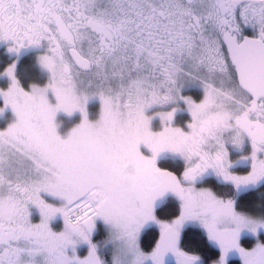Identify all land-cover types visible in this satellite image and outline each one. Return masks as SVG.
Wrapping results in <instances>:
<instances>
[{
  "label": "snow or ice",
  "instance_id": "obj_1",
  "mask_svg": "<svg viewBox=\"0 0 264 264\" xmlns=\"http://www.w3.org/2000/svg\"><path fill=\"white\" fill-rule=\"evenodd\" d=\"M0 40L14 52L46 42L40 60L51 73L46 87L28 91L14 64L5 70L0 113L10 106L17 119L0 130V264H104L92 241L97 220L130 264H204L182 244L188 229L219 250L212 264H264V218L198 187L209 175L238 192L264 180V0H0ZM188 83L202 87L198 102L182 95ZM93 97L102 104L94 121ZM181 101L185 126L175 122ZM61 110L83 114L67 138L55 123ZM164 153L182 157L183 169L159 166ZM169 194L179 211L163 219L157 207ZM153 230L158 239L145 251L142 236ZM245 233L257 237L251 248L241 244ZM81 243L84 258L75 254Z\"/></svg>",
  "mask_w": 264,
  "mask_h": 264
},
{
  "label": "rangeland",
  "instance_id": "obj_2",
  "mask_svg": "<svg viewBox=\"0 0 264 264\" xmlns=\"http://www.w3.org/2000/svg\"><path fill=\"white\" fill-rule=\"evenodd\" d=\"M11 43H12L11 41L0 40V47H3L5 52L8 53L11 57H13V60L11 61V63L7 65V67H5L0 72V89H7L11 85V79L7 76L6 71H5L10 65H13V64L15 65V76L17 80L19 81L17 77V70H16L19 59L21 58L22 55H24L27 52H30L31 50H34L36 47L40 50L46 49L45 50L46 52L40 51L36 53L37 65L46 74V77H47L46 82L39 86L41 87L46 86L48 82L50 81L51 73L42 65L41 60H40L41 56L46 54L48 51L46 42H42L41 45H38V46H34V45L27 46L25 48H22L19 52L10 51ZM31 88L32 86L27 90L31 91ZM181 93L182 95H185V96H192L193 99H195L197 102L203 97V89L198 83L185 84V86L181 90ZM198 95L199 97H196ZM0 99L2 100V104L0 105V107H4L3 98L0 97ZM49 100H50V103H53V104L56 103L55 97L52 94L51 90H49ZM172 106H176V105H172ZM86 107H87V111L89 114V119L93 121L97 120L99 118V115L102 109V104L99 98L98 97L90 98ZM158 110L159 109L156 106H153L151 109L147 110V112L149 115H152L154 112ZM182 114H187L184 120H181ZM16 119L17 117L14 111L11 109V107L9 106L5 108L4 111L0 113V130L6 129L11 123H14ZM82 119H83V114L79 110L71 114L66 113L63 110L59 111L55 118V123L57 125L58 134L62 138H67V136L71 133L72 129L78 126L82 122ZM190 119H191L190 113L187 111V107L184 104V102L181 101L178 105V111L176 113L175 122L179 126H185L186 122L189 121ZM152 127H153V130L160 129L161 121L158 116H153ZM141 151L144 152L145 155H151L149 150H147L143 145L141 146ZM239 158L240 157H232L234 161L239 160ZM162 159L163 160L170 159L173 161H179V159L183 160V158L180 157L179 155H173L171 153L162 154L159 157L157 162L159 163L160 160ZM234 171L241 172V173L246 172V170L243 169V167H236ZM210 177H214L217 181H220L214 175H209L205 177V179L210 178ZM201 183L198 184V187H210L209 185L201 184ZM244 191L246 190L239 191V192L236 190V196H234L233 198L236 199L237 196ZM37 214L39 213L34 212L32 214V218L36 219ZM249 214L264 218L262 214H258V213H249ZM96 226H97V231L94 230L92 234V241L97 245L99 254L101 255V258L103 259L104 264H130V261L132 259L131 256L127 254L122 243L116 239L115 234L113 230L111 229V227L105 224L103 220H97ZM95 235H97V239L96 238L94 239ZM244 239L247 241V244H245ZM259 240L260 242L264 243V230L260 231ZM256 243H257V237L255 235H252L251 233H245L241 239V244L246 248H251ZM80 246L82 247L81 248L82 252H79ZM88 252H89L88 244L81 243L77 245L75 254L78 255L80 258H84L87 256ZM72 254L73 253L70 248L69 255H72ZM22 259L28 260L30 258L25 256ZM231 259L239 260V258H235V257ZM37 261H38V264H42V257H37ZM240 264H241V261H240Z\"/></svg>",
  "mask_w": 264,
  "mask_h": 264
},
{
  "label": "trees",
  "instance_id": "obj_3",
  "mask_svg": "<svg viewBox=\"0 0 264 264\" xmlns=\"http://www.w3.org/2000/svg\"><path fill=\"white\" fill-rule=\"evenodd\" d=\"M43 50H31L30 52L25 53L19 59L17 64V77L21 86L24 89H29L33 85H42L46 82V74L40 69L36 62V53L44 52ZM46 52V51H45ZM13 60L8 53L5 52L3 47H0V72L7 67ZM196 97H199L196 96ZM2 100L0 99V105ZM187 114H182L181 120H184ZM161 166H166L170 169H173L177 172L181 171L182 162L173 161V160H162L160 162ZM245 169V167L243 168ZM201 184L209 185L217 194L225 197H234L236 196V190L233 185L229 183H222L217 181L214 177L205 179ZM237 207L239 210L248 212V213H258L264 216V209L261 206H264V195H255L253 191H244L240 193L237 198ZM179 200L172 196L168 199L167 203L160 209L158 216L163 219L171 218L175 216L179 211ZM199 236L200 239L197 237ZM97 239L95 236L94 239ZM155 239H157L156 231L153 230L149 234L142 236L141 247L145 251H150L154 246ZM202 232L199 229L193 230L188 229L185 231L182 244L185 248L195 251L200 254L206 261L211 262L218 258L219 250L209 247L204 241ZM245 244L247 241L244 239ZM229 264H240V260L232 259L229 261Z\"/></svg>",
  "mask_w": 264,
  "mask_h": 264
},
{
  "label": "flooded vegetation",
  "instance_id": "obj_4",
  "mask_svg": "<svg viewBox=\"0 0 264 264\" xmlns=\"http://www.w3.org/2000/svg\"><path fill=\"white\" fill-rule=\"evenodd\" d=\"M244 34H245V35H249V36L254 35V34H255V30H254L251 26H245V27H244ZM34 46H35V45H34ZM35 50H38V48L36 47ZM248 150H250V149H249V146H247V145L245 146V150H244V151H241V150H239V149L233 150V151H232V157H241L242 155H246ZM162 160H163V159H162ZM162 160H160V162H161ZM179 161L182 162V168L180 169V170H182L183 167H184V161L181 160V159H179ZM160 162L158 163L159 166H161V165H160ZM161 167L168 168V167H166V166H161ZM243 168H244V167H243ZM245 170H246V172H247V171L249 170L248 167H245ZM249 190L255 192V195H256V196H257V195H258V196H259V195H264V180L259 181V182H258L256 185H254V186H250V187L247 189V191H249ZM172 196H174V195H170L168 198H166L165 201L161 204V206L157 209V215H158L160 209H161V208L167 203L168 199L171 198ZM261 208L264 209V206H261ZM31 211H32V214H33L34 212L39 213L38 209H36L35 206H32V207H31ZM39 219H40V215H39V214H37V218H36V219H35V218H32L33 222H39ZM52 227H53L54 230H56V231H61V230H63V221H62V218H61V217H57V219L54 220V221L52 222ZM95 231H97V226H96V228H95ZM155 231H156V230H155ZM156 234H157V239H158V232H157V231H156ZM95 236L97 237V235H95ZM81 248H82V247L80 246V247H79V252H82ZM68 251H69V250H68ZM204 264H212V261H211V262H208V261H206V260L204 259Z\"/></svg>",
  "mask_w": 264,
  "mask_h": 264
},
{
  "label": "clouds",
  "instance_id": "obj_5",
  "mask_svg": "<svg viewBox=\"0 0 264 264\" xmlns=\"http://www.w3.org/2000/svg\"><path fill=\"white\" fill-rule=\"evenodd\" d=\"M48 83H49V82H48ZM33 87L40 89V88H44V87H46V86L41 87V86H39V85H33L32 88H33ZM32 88H31V89H32ZM76 127H77V126H76Z\"/></svg>",
  "mask_w": 264,
  "mask_h": 264
},
{
  "label": "water",
  "instance_id": "obj_6",
  "mask_svg": "<svg viewBox=\"0 0 264 264\" xmlns=\"http://www.w3.org/2000/svg\"><path fill=\"white\" fill-rule=\"evenodd\" d=\"M170 195H172V194H169L166 198H168ZM166 198H165V199H166ZM160 206H161V205H160ZM160 206H158L157 209H158Z\"/></svg>",
  "mask_w": 264,
  "mask_h": 264
}]
</instances>
